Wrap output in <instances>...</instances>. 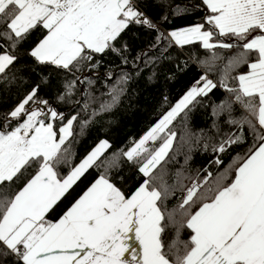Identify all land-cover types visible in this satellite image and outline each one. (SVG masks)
I'll return each mask as SVG.
<instances>
[{"label": "snow or ice", "instance_id": "obj_1", "mask_svg": "<svg viewBox=\"0 0 264 264\" xmlns=\"http://www.w3.org/2000/svg\"><path fill=\"white\" fill-rule=\"evenodd\" d=\"M202 3L209 13L203 23L169 35L180 46L199 42L211 53L201 62L209 70L224 59L216 49H237L220 66V86L255 117L259 127L247 117L230 119V124L241 129L240 135H230L213 145L212 151L222 154L231 145L243 143L242 129L247 124L257 143L246 157L235 158L215 175L205 168L203 176L199 171L194 177L177 172L175 183L167 180L162 164L168 162L177 138L173 122L187 114L185 110L197 97L217 87L205 74L138 142L121 153L142 174L134 192L126 195L102 174L58 222H49L47 213L88 169L104 166L107 172L118 156L102 160L111 145L101 140L61 178L57 167L68 160L64 146L77 116H71L58 130L46 122V118L62 121L64 116L50 106L46 112L32 107L48 105L37 96V85L8 113L10 120L20 121L17 126L0 130V254L15 256L17 264H264V0ZM132 23L153 27L132 0H0V39L11 41L8 47L14 50L32 29L42 26L47 35L29 55L39 64L67 72L79 71L82 62L91 63L106 51L119 54L114 42ZM221 37L232 42L218 39ZM8 47L0 44L2 77L17 60ZM242 65L248 71L231 76ZM230 78L237 87L229 86ZM126 81L123 74L109 89L111 99L101 102L99 113L114 107ZM75 83L65 84L60 101L73 94ZM231 107L225 101L216 106L213 115ZM87 123L82 122V127ZM157 141L159 146H155ZM213 163L219 168L224 162L217 155ZM34 166V175L22 187L3 194L5 187ZM176 191L182 195L169 208L167 202ZM169 230L172 236L166 242ZM184 230L190 233L187 239L181 238Z\"/></svg>", "mask_w": 264, "mask_h": 264}, {"label": "trees", "instance_id": "obj_2", "mask_svg": "<svg viewBox=\"0 0 264 264\" xmlns=\"http://www.w3.org/2000/svg\"><path fill=\"white\" fill-rule=\"evenodd\" d=\"M136 10L147 18L153 27L132 23L114 42L119 54L111 50L98 54L91 63L82 62L80 70L71 72L58 69L50 64H39L29 55L45 36L46 29L37 26L32 29L13 50L8 47L11 41L0 39V44L17 57L15 63L7 70L6 77L0 76V130L10 131L20 121L10 120L8 113L37 85V96L47 100L48 105H32L47 111L50 106L63 114L64 120L53 121L58 130L71 116H77L72 128V136L64 147L68 149V160L57 167L61 178L66 177L72 168L77 166L101 140H107L111 145L101 159L118 156L116 164L109 167H92L77 180L72 187L50 210L46 219L57 222L76 200L102 174L107 175L111 183L130 195L143 180L138 171V165L126 159L122 152H127L135 142H138L160 119L169 111L195 84L202 75L207 74L217 87L206 96L197 97L187 113L181 114L171 126L177 133L173 149L169 152L168 162L162 164L167 172V180L175 183L177 172L184 176H195L199 171L201 176L206 173L214 175L222 171L235 158H244L249 149L257 143L249 126H243L244 142L233 144L222 153H214L213 145L219 144L230 135H240L241 129L230 124V119L240 120L247 117L257 126L255 117L250 115L240 104L235 103L233 94L220 86L221 65L226 58L237 52V49H216L224 59L216 62V67H209L201 62L208 60L211 53L202 48L199 42L178 46L169 37L172 31L182 30L204 22L209 15L202 0H132ZM2 27V26H0ZM225 42H232L228 37H221ZM2 51V49H0ZM254 57H250V60ZM126 61V62H125ZM95 65V66H93ZM248 71L242 65L231 73V76L244 74ZM111 74V79H108ZM127 75V81L118 102L107 112L99 113L101 102L109 101V89L116 84L121 75ZM78 78V79H77ZM75 80L73 94L63 101L58 98L65 91V84ZM90 81V82H89ZM230 87H237V82L229 79ZM231 102V110H225L218 116L213 115L216 106ZM85 104L88 108L85 110ZM93 110L98 114L93 115ZM24 117H21V121ZM88 121L82 127V122ZM183 137V139H181ZM151 145V142H149ZM160 141L155 146H159ZM207 144V149H205ZM219 155L223 164L217 168L213 163ZM187 157V163L185 162ZM99 163V161L97 162ZM159 170V169H158ZM35 173V166L28 169L23 176L3 190V194H12ZM190 183L189 180L184 181ZM180 191L168 200L169 208L173 207ZM190 233L184 230L182 239H187ZM172 236L169 230L165 234L167 242ZM0 264H17L15 256L7 257L0 254Z\"/></svg>", "mask_w": 264, "mask_h": 264}, {"label": "crops", "instance_id": "obj_3", "mask_svg": "<svg viewBox=\"0 0 264 264\" xmlns=\"http://www.w3.org/2000/svg\"><path fill=\"white\" fill-rule=\"evenodd\" d=\"M178 31H180V30H178ZM169 34H170V33H169ZM45 35H47V30H46V34H45ZM44 37H45V36H44ZM44 37H43V38H44ZM169 37L171 38L170 35H169ZM43 38H42V39H43ZM171 40L173 41L174 44H176L175 41H174L172 38H171ZM176 45H177V44H176ZM178 46H179V45H178ZM257 126L259 127L258 124H257ZM57 222H58V221H57ZM132 243H133V245L137 248V250L139 251V245H138L135 241H132ZM128 259L130 260L131 258L128 257Z\"/></svg>", "mask_w": 264, "mask_h": 264}, {"label": "rangeland", "instance_id": "obj_4", "mask_svg": "<svg viewBox=\"0 0 264 264\" xmlns=\"http://www.w3.org/2000/svg\"><path fill=\"white\" fill-rule=\"evenodd\" d=\"M43 118V117H42ZM46 122H51L52 123V120L46 118Z\"/></svg>", "mask_w": 264, "mask_h": 264}, {"label": "built area", "instance_id": "obj_5", "mask_svg": "<svg viewBox=\"0 0 264 264\" xmlns=\"http://www.w3.org/2000/svg\"><path fill=\"white\" fill-rule=\"evenodd\" d=\"M133 3V2H132ZM133 7L136 9L135 4L133 3Z\"/></svg>", "mask_w": 264, "mask_h": 264}]
</instances>
